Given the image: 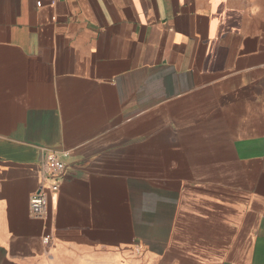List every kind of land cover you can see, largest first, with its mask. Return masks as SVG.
Here are the masks:
<instances>
[{
	"label": "crops",
	"instance_id": "1",
	"mask_svg": "<svg viewBox=\"0 0 264 264\" xmlns=\"http://www.w3.org/2000/svg\"><path fill=\"white\" fill-rule=\"evenodd\" d=\"M54 4L0 0V264H264V0Z\"/></svg>",
	"mask_w": 264,
	"mask_h": 264
},
{
	"label": "built area",
	"instance_id": "2",
	"mask_svg": "<svg viewBox=\"0 0 264 264\" xmlns=\"http://www.w3.org/2000/svg\"><path fill=\"white\" fill-rule=\"evenodd\" d=\"M54 7V0H44ZM46 174L44 176V183L38 189L30 200L31 213L35 217L45 215L48 209L50 194L56 193L59 190L60 183L56 180L66 168L65 163L58 157L56 153H48L46 155ZM50 179L49 185L45 186L46 182ZM48 241V237L45 239Z\"/></svg>",
	"mask_w": 264,
	"mask_h": 264
}]
</instances>
